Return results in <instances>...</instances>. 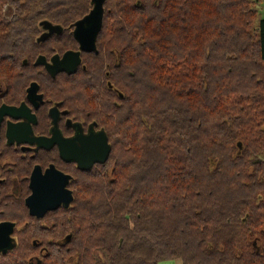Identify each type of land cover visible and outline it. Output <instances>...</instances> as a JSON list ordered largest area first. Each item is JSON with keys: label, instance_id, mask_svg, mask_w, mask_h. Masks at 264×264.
<instances>
[{"label": "trees", "instance_id": "1", "mask_svg": "<svg viewBox=\"0 0 264 264\" xmlns=\"http://www.w3.org/2000/svg\"><path fill=\"white\" fill-rule=\"evenodd\" d=\"M263 1L105 0L98 54L59 78L81 81L64 98L94 103L103 116L83 119L110 154L105 174L74 177L72 203L50 219L59 229L45 232L69 237L43 264H264ZM91 6L0 0V64L21 62L8 53L31 48L37 22L70 31ZM61 38L58 52L75 49ZM102 80L105 103L87 82Z\"/></svg>", "mask_w": 264, "mask_h": 264}, {"label": "flooded vegetation", "instance_id": "2", "mask_svg": "<svg viewBox=\"0 0 264 264\" xmlns=\"http://www.w3.org/2000/svg\"><path fill=\"white\" fill-rule=\"evenodd\" d=\"M40 22L42 21L37 23L41 30L30 35L36 43L42 45H35L31 40V48L26 52H19L15 57L12 52L8 53L10 60L21 61L17 62L15 67L9 68L0 64V264H43L46 246L58 245L69 237L66 235L64 239L48 238L45 232L59 229V226L55 229L50 219H58L72 201L68 207L60 204L57 209L36 215L30 212L31 198L35 199L31 204L32 210L35 213L43 212V206L37 199L47 193L56 194L55 191L62 182L58 176L67 177L64 193L61 192V195L70 194L73 200L74 177L78 173L94 171L105 174V162L93 163L90 169L83 170L74 160L78 155L75 151L86 150L89 145L98 147L100 153L105 148V142L102 143L105 130L102 126L83 119L85 116L89 119L103 115L92 112L96 109L94 103L91 106H81L80 101L64 98L65 93L69 94L72 90L61 86L81 81L59 78L60 75H65V72L50 75L45 66L53 63L51 60L54 56L62 57L66 51H79V44L73 35L75 23L72 30L53 32L44 41L39 42L40 35L47 33ZM1 35H10V32H0ZM98 35L97 33L93 51H80V63L75 73L79 68L87 67V64L83 63L86 54H98ZM54 36L60 37L51 39ZM61 36H71L76 44L75 49L68 48L58 52L53 45L70 43ZM3 42L9 43V40ZM102 55L96 60L104 65H96L97 68H105ZM39 58L43 64L35 65ZM87 82L98 83L91 92L100 96L101 101L105 103V81ZM98 106L103 105L99 102ZM81 107L87 109L86 114L82 113ZM61 150L66 152L69 161L62 158L59 153ZM82 161L83 164L89 162L88 159ZM47 170L51 173L48 178L45 177ZM35 175L36 181L31 183V178ZM68 262L71 263L70 260Z\"/></svg>", "mask_w": 264, "mask_h": 264}, {"label": "water", "instance_id": "3", "mask_svg": "<svg viewBox=\"0 0 264 264\" xmlns=\"http://www.w3.org/2000/svg\"><path fill=\"white\" fill-rule=\"evenodd\" d=\"M105 0H91V11L86 14L83 18H81L80 20H77L74 24V37L76 39V41L79 44V51L74 52V51H66L61 58H59L58 56H54L51 60V62H53L51 65L46 64V69L47 71L50 73V75H54L55 73H59V72H65V74L67 75H72L73 73L76 72L77 66L80 63V51L83 52H91L95 49V40H96V36L97 33H99V31L101 30L102 27V19H103V15H104V8L103 3ZM41 25L43 26V28L47 31V33L40 35V37L38 38V41H44L48 35H51V33L53 32H60L62 30V28L59 25H53L51 23H49L48 21H42L40 22ZM40 58L37 59L35 61V65L38 64H43L42 62H40ZM103 138V142H105V148L102 150V152L100 153V149L98 147H94V145H89L90 147L86 150L83 151H75L76 153H78L77 157H74V160L77 161V165L80 169L83 170H88L90 169L91 165L94 163H103L106 162L109 154H110V145L108 143V138H106V134L105 137ZM87 153V155L85 153ZM60 155L62 156V158L65 161H69L70 159L65 155L66 152H64L63 150L59 151ZM83 159H88V163H82ZM58 173V172H56ZM50 171H46L45 173V177L48 178L50 175ZM60 174V173H58ZM61 175V174H60ZM35 178H37V176H33L31 178L32 182L34 183L36 180ZM57 178H61L62 182L61 185L58 187L56 194L50 195L49 193H47L45 196L38 198L37 200L40 202L41 206H43V212H34L32 210V202L35 200L34 198H31L29 200V206L30 207V212L31 214L34 213L36 215H40L43 214L46 211L49 210H54L57 209L60 204L64 205V206H69V204L71 203L72 200V196L69 194V196H63L61 195L64 193V185L67 182V177L65 176H58Z\"/></svg>", "mask_w": 264, "mask_h": 264}, {"label": "rangeland", "instance_id": "4", "mask_svg": "<svg viewBox=\"0 0 264 264\" xmlns=\"http://www.w3.org/2000/svg\"><path fill=\"white\" fill-rule=\"evenodd\" d=\"M254 8L257 10L258 20L264 18V1L254 5ZM257 24V23H256ZM264 157V156H263ZM158 264H180L179 261L170 260V261H161Z\"/></svg>", "mask_w": 264, "mask_h": 264}, {"label": "bare ground", "instance_id": "5", "mask_svg": "<svg viewBox=\"0 0 264 264\" xmlns=\"http://www.w3.org/2000/svg\"><path fill=\"white\" fill-rule=\"evenodd\" d=\"M104 2H105V1H104ZM103 6H104V3H103ZM103 6H102V7H103ZM103 8H104V7H103ZM42 27H43V26H42ZM58 57H59V56H58ZM59 58H61V57H59Z\"/></svg>", "mask_w": 264, "mask_h": 264}]
</instances>
